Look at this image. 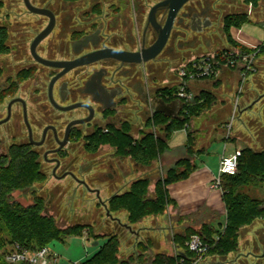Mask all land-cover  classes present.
I'll return each mask as SVG.
<instances>
[{
    "label": "flooded vegetation",
    "instance_id": "obj_1",
    "mask_svg": "<svg viewBox=\"0 0 264 264\" xmlns=\"http://www.w3.org/2000/svg\"><path fill=\"white\" fill-rule=\"evenodd\" d=\"M161 1L158 0L144 11L139 6V0H115L113 4L117 6L113 5L102 17H93L92 20L85 16L86 22L92 27L79 30L81 33L74 39H70L69 35L77 31L73 29L70 33L63 18L56 41L41 48L54 28L36 48L41 57L62 62L61 68L46 65L33 55L31 46L40 32L30 45L34 63H22L16 70L18 67L13 66L15 74L13 69L0 64L3 69L1 84L8 98L0 104V155L8 159L7 165L11 166L15 159L22 158L19 155L13 157L15 151L17 154L29 152L38 165L40 175V180L36 178L32 184L13 192V196L16 192L33 196V201L28 205L14 198L16 201L25 206H33L40 197L44 207H50L53 200L46 199L44 194L47 195L49 191L48 182L55 180L51 197L65 195L64 182L68 181L97 193L98 206L110 207L111 199L116 196L113 193L116 179L122 177L126 180L132 173L127 165L132 156L120 153L119 148L111 143L101 144L99 150L108 145L113 149L114 156L102 163L105 167L101 166L100 171L89 181L82 172L84 161L82 166L81 163L72 162L70 149L74 151L75 147L80 146L78 153H93L88 151L87 145H91L92 137L96 135L118 131L137 139L145 135L151 112L155 115L160 107V88L153 77L156 71L149 68V61L132 63L116 58H104L72 69H67V65L104 49L141 52L152 45L158 37L159 25H163L168 16V7L162 6L153 15L156 25L151 20V10ZM223 5L218 0H190L183 6L163 50L167 52L168 61L201 54L202 51H199L210 40L218 38L225 31V19L232 11L225 13L227 6ZM95 9L96 6L91 13ZM129 9H132L131 15ZM57 21L56 15V24ZM8 28L10 33L11 29ZM120 29L126 30V34L118 35ZM87 35L92 38L86 46L74 47L77 40ZM151 36H154L152 41L149 39ZM9 41L8 36L10 51L5 54L14 52L22 60V56L26 55V41ZM257 99L264 104V90ZM75 104L79 105L69 108ZM256 121L260 126L258 134L264 137V116H259ZM134 127L137 136L134 135ZM29 159L25 157V160ZM26 165L29 163L25 162ZM96 182L100 185H95ZM106 191L110 195H102ZM251 246L248 253L238 249L224 256L222 264H264V245L254 241Z\"/></svg>",
    "mask_w": 264,
    "mask_h": 264
},
{
    "label": "trees",
    "instance_id": "obj_2",
    "mask_svg": "<svg viewBox=\"0 0 264 264\" xmlns=\"http://www.w3.org/2000/svg\"><path fill=\"white\" fill-rule=\"evenodd\" d=\"M76 2L78 0H66ZM248 1V0H247ZM4 6V0H0V14ZM250 21L246 13H232L225 19V32L231 45L239 46L243 50L247 48L237 41L231 28H240ZM9 28L0 25V56L10 51L7 42ZM3 69L0 67V104L6 99L1 77ZM178 87L161 89V95L171 100L176 98ZM216 100V95L211 91H203L192 102L184 103L181 116L178 118L167 117L164 113H156L148 123L155 126L158 132L164 131L165 135L155 132H145L140 139H135L129 134L115 132L113 134L96 135L92 137L91 145H87L90 152L98 150L101 144L111 143L119 148L120 153L132 156L136 161L150 164L159 157L166 148L173 133L176 130L187 129L190 145L194 142V133L189 128L193 118L199 117L209 110ZM11 166L8 159L0 155V264L9 263L5 255L18 243L31 250L50 245L54 240H64L63 231L54 225L50 218L42 216L44 203L38 198V203L33 206H25L14 199L13 192L33 183L37 178L38 165L29 152L18 153ZM30 158L29 160H25ZM29 165L24 166L25 162ZM181 165L186 166L184 172L179 171ZM191 169L189 160L180 161L175 167L168 169L166 176L161 179L156 188L155 198L149 196L150 179L143 178L132 184L131 190L114 196L110 201L109 212L113 208H126L130 212V219L141 221L145 216L163 214L170 202L168 185L182 177H186ZM264 184V150L257 151L251 147H244L239 158V168L235 175L223 174L221 187L224 191V199L227 205V221L224 230L217 229L212 224H204L201 229L187 228L185 233L176 234L174 240L177 244L176 253H156L153 258L148 257L149 244L138 243L139 254L132 255L128 260L120 259L119 236H110L96 254L81 264H192L194 254L186 245L191 235L201 234L205 242L211 245L209 255L226 256L238 249L240 229L252 223L258 217H264V199L254 197L241 190L244 186H259ZM84 227L77 225L69 229L70 236H83ZM68 232V231H66ZM51 239L50 241H48ZM182 259L184 261L182 262Z\"/></svg>",
    "mask_w": 264,
    "mask_h": 264
},
{
    "label": "rangeland",
    "instance_id": "obj_3",
    "mask_svg": "<svg viewBox=\"0 0 264 264\" xmlns=\"http://www.w3.org/2000/svg\"><path fill=\"white\" fill-rule=\"evenodd\" d=\"M31 1L36 6L48 7L54 10L58 19L54 31L46 40H44L41 48H44L48 43H53L56 41L57 34L60 32V29L62 27L63 18H65V26L70 31V33L73 31V29L77 31L74 35H69L70 39H74L81 33V31L79 30L83 31V29H90L92 27L88 24V22H86L87 19H85V16L90 17L91 19L93 17V19L99 18L102 17L106 12L110 11L109 9H112L113 5L115 6V4H113L115 3V0H78L76 2H66L65 0ZM139 1H141L139 2V6L143 7V10L145 11L148 9V7L154 5L158 0ZM218 2L222 5V7L224 6L223 4L227 6L225 13L230 11H232V13L240 11L243 13L245 12L249 19L258 22L262 21L261 19H264V0H218ZM94 6H96V9L93 12L94 15H92L93 13L91 12ZM251 6L255 7V11L253 13H249V9ZM131 10L132 9H129L128 11V13H130L129 15H131ZM48 23L49 18L47 16L32 13L25 5L24 0H4V6L0 14V25L5 24L10 27L11 31L9 33V42L16 43L18 40L19 42L25 40L27 48L25 50L26 55L22 56V60L19 59L20 55H15L14 52H11L10 54H2L0 56V64H4V66L13 70V66L18 67L15 68L16 70L19 69L21 65H23L22 63H34L35 60L30 54L31 42L36 37V35L48 25ZM244 31L259 40L264 37V26L257 22L248 21L244 25ZM119 34L125 35L126 30H118V35ZM153 37L154 36H151L149 37V39L152 41L154 39ZM227 44L228 43L226 41H223V45L226 46ZM166 53L167 52L165 50L157 58L149 61V68L156 71L153 74L156 84L159 80H157L158 75H161L162 73L161 72L159 74V70L163 69L164 67L166 68V61L167 63L170 62V60L168 61ZM201 54L203 53L201 52ZM38 66L43 67L41 64H38ZM15 70L13 71V74H15ZM259 70L260 68H258V71L256 73H253L251 75L253 78L251 79L250 83L252 84V88H255L256 81H258L260 85L262 83V87L264 89V68H262L260 71ZM7 74L8 73H6L5 76ZM248 81L249 79L245 82V84ZM7 100L8 98L4 101ZM243 106H245V104ZM258 107L247 114L246 119L243 120L244 122L242 126H239L240 121L237 117L234 121V126L236 128L233 132V134L242 136V138H240V143L242 146H252L251 148L257 151L264 148V143L262 142L264 140V137L258 134V128L260 126L256 121L258 112H260V108ZM134 135H138L136 127H134ZM184 135L185 134L183 132H178L176 134L177 142L183 140L182 138ZM75 144L77 146V142ZM79 148L80 146L75 147L74 151L70 149V160L74 163H81V166L84 161L85 168L82 170V172L85 173L89 181H91V177H93L95 173L100 171L101 166L105 167L102 165V163H105V161L108 162L109 157L114 156L112 154L113 149L108 145L101 147L100 150L98 148V150L93 153L83 152V154H80L78 153ZM222 150V146L218 144L211 149L209 155V160L211 159L210 161L212 162L215 168V172L217 173H219L220 166L219 157H217V155L221 154ZM127 165L129 166L130 172L135 171L136 166H134V162H132L131 157H129ZM120 179L124 184V178ZM55 183V180H50L48 182L47 187L49 191L47 195H44L46 196V199H52L53 204L50 207H44L42 212V216L50 218L53 221L54 225H56V227L60 229L61 232L63 231L62 235L64 240L56 239L49 245V247L58 255L59 261L55 264H73L75 262L87 261L88 259L92 258L100 249V246L104 244V242L110 236L113 235L119 236L120 259L128 260L132 257V255H134V253H139L140 248L138 247L137 243L138 239H136L133 232L138 231V233H141V239L143 241H146L148 239V234L145 232V229L143 227L146 224L151 225L152 222L142 223L143 220L139 222L135 221L136 219H130V212L126 208H113L111 210V214H109V207L98 206L100 205V203L97 193L81 187L76 183L72 185V183L70 184V182L68 183V181L64 182L65 195H56L54 197H51L50 192L51 189H53L52 187L55 186ZM94 184L100 185L97 182ZM261 185L262 186L259 185L257 187L244 186L241 188V190L243 192H248L254 197L264 198V190H262L264 189V185ZM78 186L80 189H78ZM102 195L107 196L110 194H108V192L106 191ZM14 198L21 201L25 205H28L33 201L34 197L27 195L24 192H16L14 194ZM146 218L147 216H145L144 219ZM170 223L171 222H169V224ZM257 223L259 224V222ZM77 225L84 227V237L68 235L71 233L69 229ZM127 226H131V229H129L130 227L128 228ZM170 231L171 228L165 221V223L162 224V228L158 229L156 233H153L154 236L152 239L158 237L162 240H165L170 234ZM170 238L169 241H164L165 244L161 243V245L159 246L162 248L165 247L169 251L172 250L171 252L174 253L175 245L173 243V240ZM50 240L51 239H49L48 241ZM97 241L99 242V244L94 245V243ZM136 243L137 246H135ZM156 251L157 250L155 249L148 250V257L153 258L157 253ZM214 260H217L216 264H222V262L224 261V259H221L220 257Z\"/></svg>",
    "mask_w": 264,
    "mask_h": 264
},
{
    "label": "crops",
    "instance_id": "obj_4",
    "mask_svg": "<svg viewBox=\"0 0 264 264\" xmlns=\"http://www.w3.org/2000/svg\"><path fill=\"white\" fill-rule=\"evenodd\" d=\"M254 11L255 7L251 6L249 13H253ZM234 13H240V11ZM261 20L262 21L258 22L250 19V21L257 22L264 26V19ZM245 24L240 28H231V33L237 41L251 45L257 44L263 39L259 40L247 34L244 31ZM223 41H226L228 44L226 46L223 45ZM230 46L232 45L229 43L227 34L224 31L218 38L210 40L206 44V47L201 49L199 53L201 51L221 50ZM193 56H196V54ZM189 58L190 57L170 59V62H166V68L164 67L159 70V74L162 73L161 75H158L157 80H159L157 87H159L160 90L164 88L178 87L179 78L176 68ZM258 67L260 70L264 68V56L259 58ZM252 78L253 77L251 76L249 81L241 86L242 69L240 67L224 65L221 68L220 74L216 78H202L190 81V88L196 96L203 91H211L216 95V100L212 107L203 112L199 117L193 118L191 122L189 128L194 133L193 144L190 145L189 143L188 130L180 129L173 133L166 150L150 164L140 163L131 157L134 166H136L135 171H132L128 178L123 181L124 184L120 179L122 177L116 179L113 191L116 195L130 191L132 184L135 181L149 178V196L150 198H155L157 184L166 176L169 168L173 166L175 167L183 160H189L191 165L190 172L186 177H182L168 185L167 189L170 196V202L167 205L165 213L149 215L146 219H142V223L152 222V224H146L144 227L142 226L148 234V239L146 241L141 239V233H138V231L133 232L136 239H138L137 243L143 242L145 245L149 244L152 250H157V253L174 254L176 253L175 249L177 248L174 236L176 234L185 233L187 228L201 229L204 224H212L217 229L224 230L227 221V205L221 185H216V179L219 177L220 170L219 173L215 172V168L210 161L211 159L209 160V155L211 149L220 144L223 148L221 154L217 155V157H219L220 165L223 156H229L237 150H242L245 147L240 143V138H242V136L233 134L236 128L234 126L235 119L238 117L240 121L239 126H242L244 122L243 120L246 119L247 114L258 106L260 112H258L257 116H264V104L261 100L258 101L257 99V96L264 89L262 83L260 85L258 81H256V87L252 88V84L250 83ZM160 100H165V102L171 106H175L179 102H181L182 105L179 107L177 116H170L159 110H156L155 113H164L170 118H178L182 115L181 111L184 106L182 100L178 98L169 100L162 95L160 96ZM244 104L245 106H243ZM153 116L154 114L151 112L150 119ZM231 122H233L232 128L229 130V124ZM155 131L157 133L160 132H158L157 127L149 126L146 132ZM178 132H183L185 134L182 138L183 140L179 142L176 140V134ZM160 133L162 136L165 135L164 131H161ZM262 142L264 143V140ZM262 150H264V148ZM185 170V165L179 167L180 172H184ZM165 221L171 228L170 234L165 240L158 237L152 239L154 236L153 233H156L158 229L162 228V224L165 223ZM169 222H171V225ZM257 222H259V224ZM127 227H130L129 229H131V226ZM169 238L173 240L175 245L174 253L171 252L172 250L169 251L165 247L162 248L159 246L161 243L165 244L164 241H169ZM254 241L264 245V217H258L252 223L247 224L240 229L239 251H243L242 253H248L251 250V245ZM137 243L135 246H137ZM245 243L249 244L244 246ZM219 257L225 259L224 256L210 255L203 264H216L217 260L214 259Z\"/></svg>",
    "mask_w": 264,
    "mask_h": 264
},
{
    "label": "built area",
    "instance_id": "obj_5",
    "mask_svg": "<svg viewBox=\"0 0 264 264\" xmlns=\"http://www.w3.org/2000/svg\"><path fill=\"white\" fill-rule=\"evenodd\" d=\"M241 44L247 49L243 50L239 46L232 45L221 50L207 51L182 62L176 68L179 78L178 90L175 93L176 98L182 100L183 103L192 102L196 94L190 88V81L202 78H216L224 65L242 69L241 86H243L250 76L258 71V60L264 56V37L257 44ZM232 123L229 124V130L232 128ZM240 156L241 150H237L229 156L222 157L219 169L220 174L216 179L217 186L221 185L223 174L235 175L238 172ZM186 245L194 254L191 260L192 264H203L207 257L210 256L211 245L205 242L199 233L191 235ZM5 258L11 264H55L59 261L58 255L49 245L31 250L18 243L14 244L13 248L6 253ZM183 261L184 259H182ZM73 264H81V262Z\"/></svg>",
    "mask_w": 264,
    "mask_h": 264
},
{
    "label": "water",
    "instance_id": "obj_6",
    "mask_svg": "<svg viewBox=\"0 0 264 264\" xmlns=\"http://www.w3.org/2000/svg\"><path fill=\"white\" fill-rule=\"evenodd\" d=\"M189 1L190 0H163L153 7V9L151 10L152 17L151 16L150 17L155 25H156V20L153 17V15L155 13V10H157L159 7L167 6L169 9L168 16H167L165 23L163 25L161 24L159 25L160 29H159V34H158L156 41L152 45L143 49V51L135 52V51H124V50H119V49H104V50L97 51L92 54L83 56L78 60L69 62V65H67L68 66L67 69H72L81 64L91 63V62L104 59V58H116L124 62H132V63L148 62V61H151L157 58L159 54L164 50V48L166 47L169 41V38L175 26L176 19L178 17L180 10ZM24 2L27 8L32 13L45 15L50 18V22L48 26L37 35V37L32 43L31 50H32L33 55L38 61L46 65H51V66H55L58 68L63 67L62 62L45 59L41 57L37 53V50H36L37 45L44 38H46L55 28V24H56L55 12L47 7L36 6L35 4H33L31 0H24ZM91 38H92L91 35H87L83 37L82 39L77 40L74 43V47H77L78 45L86 46L89 43ZM78 105L79 104L71 105L69 108L72 109V108L77 107ZM181 105L182 103L179 102L177 105L171 106L170 104L166 103L165 100H160V107L157 110L161 112H165L170 116H177V112ZM108 213L111 214L110 212ZM98 244H99L98 241L94 243V245H98Z\"/></svg>",
    "mask_w": 264,
    "mask_h": 264
}]
</instances>
